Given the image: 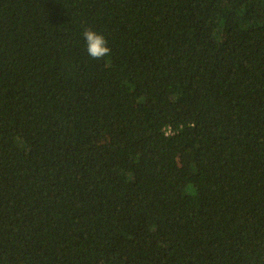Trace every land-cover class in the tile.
I'll return each instance as SVG.
<instances>
[{
	"label": "trees",
	"instance_id": "trees-1",
	"mask_svg": "<svg viewBox=\"0 0 264 264\" xmlns=\"http://www.w3.org/2000/svg\"><path fill=\"white\" fill-rule=\"evenodd\" d=\"M0 264H264V0H0Z\"/></svg>",
	"mask_w": 264,
	"mask_h": 264
},
{
	"label": "clouds",
	"instance_id": "clouds-1",
	"mask_svg": "<svg viewBox=\"0 0 264 264\" xmlns=\"http://www.w3.org/2000/svg\"><path fill=\"white\" fill-rule=\"evenodd\" d=\"M83 38L86 41V51L89 57L93 60L103 59L107 62L111 56V48L104 33L93 28H86L83 31Z\"/></svg>",
	"mask_w": 264,
	"mask_h": 264
}]
</instances>
